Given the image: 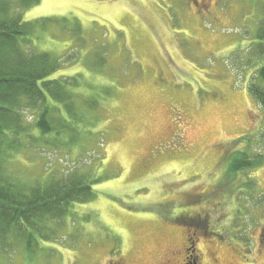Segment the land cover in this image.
Returning <instances> with one entry per match:
<instances>
[{
	"label": "rangeland",
	"instance_id": "rangeland-1",
	"mask_svg": "<svg viewBox=\"0 0 264 264\" xmlns=\"http://www.w3.org/2000/svg\"><path fill=\"white\" fill-rule=\"evenodd\" d=\"M245 5L41 0L21 12L49 20L28 48L61 60L53 78L78 79L81 123L74 142L64 131L18 152L14 169L27 181L88 174L95 197L45 223L35 254L19 246L0 264H184L188 238L197 264H264V166L235 177L226 159L247 150L242 138L264 157L249 92L264 66L260 16Z\"/></svg>",
	"mask_w": 264,
	"mask_h": 264
},
{
	"label": "trees",
	"instance_id": "trees-1",
	"mask_svg": "<svg viewBox=\"0 0 264 264\" xmlns=\"http://www.w3.org/2000/svg\"><path fill=\"white\" fill-rule=\"evenodd\" d=\"M40 1L0 0V256L19 246L24 247L25 254H35L37 242L44 240L45 223L66 217L73 205L85 204L95 197L88 174L74 173L63 178L51 175L27 181L22 168L14 169L18 152L28 153L41 138L58 137L64 131L74 142L72 135L79 133L81 123L76 113L77 102L82 99L78 79L53 78L61 60L51 53L28 48L35 34L47 29L45 23L49 20L24 22L21 12ZM250 2L260 16L255 46L257 53L264 55V0H238L247 9L245 4ZM245 12L240 14L243 18L248 15ZM259 81H264V66L249 86L252 97L264 109V88ZM26 111L35 114L33 122L26 121ZM261 140L264 143V129ZM239 144V148L247 150L226 158L231 175L237 177L240 172L264 166V157L248 152L255 144L252 138H242ZM32 159L28 158L30 162ZM244 184L248 189L257 188L250 178ZM194 257L198 258L197 250Z\"/></svg>",
	"mask_w": 264,
	"mask_h": 264
},
{
	"label": "flooded vegetation",
	"instance_id": "flooded-vegetation-1",
	"mask_svg": "<svg viewBox=\"0 0 264 264\" xmlns=\"http://www.w3.org/2000/svg\"><path fill=\"white\" fill-rule=\"evenodd\" d=\"M187 245L185 246V257H184V264H192L191 260L193 261V264H197V259L194 257V253L196 252L195 245L193 241H191L189 238L187 239ZM107 264H122L115 261H109Z\"/></svg>",
	"mask_w": 264,
	"mask_h": 264
}]
</instances>
